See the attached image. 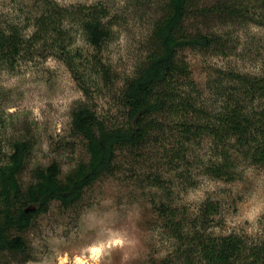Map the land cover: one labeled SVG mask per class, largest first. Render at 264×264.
Wrapping results in <instances>:
<instances>
[{"label": "rangeland", "instance_id": "1", "mask_svg": "<svg viewBox=\"0 0 264 264\" xmlns=\"http://www.w3.org/2000/svg\"><path fill=\"white\" fill-rule=\"evenodd\" d=\"M49 3L106 7L103 21L111 32L100 58L107 71L91 72L88 60L95 50L78 34L75 43L82 55L76 63L84 84L65 56L43 43L12 69L0 62V166L15 143L25 145L18 174L22 191L41 170L54 169L63 184L88 162L86 142L74 126L76 102L87 103L110 123L123 117L124 82L155 49L157 22L167 9L166 0H0V25H17L27 37ZM189 9L181 31L210 38L211 45L179 54L200 99L211 108L225 87L238 86L237 77L264 76V0H197ZM153 151L141 157L121 153L116 165L98 175L73 204L49 200L30 215L28 228L15 232L21 242L1 252L0 264H184L181 245L154 205L166 200L188 226L200 204L210 199L219 207L207 233H233L247 242L264 238V165L239 159L235 180L209 176L203 169L213 157L203 137L188 147L178 178L180 170L170 169ZM153 175L163 188L151 185Z\"/></svg>", "mask_w": 264, "mask_h": 264}, {"label": "trees", "instance_id": "2", "mask_svg": "<svg viewBox=\"0 0 264 264\" xmlns=\"http://www.w3.org/2000/svg\"><path fill=\"white\" fill-rule=\"evenodd\" d=\"M166 2L167 9L157 22L155 49L124 82L119 99L123 117L110 123L87 103L76 102L74 126L86 142V164H79L63 184L57 181L54 169L41 170L37 180L22 191L18 174L25 145L14 144L8 161L0 166V254L21 242L15 232L29 227L32 213L41 211L51 199L64 206L78 201L83 190L115 166L123 152L141 157L156 149L163 162L176 171L186 165L188 147L207 137L213 158L203 171L209 176L235 180L239 159L264 165V76L237 77L238 86L225 87L210 108L200 99L189 65L179 54L184 48L211 45L210 38L181 31L183 19L197 0ZM107 16L106 7L98 3L72 7L49 3L35 17L34 29L27 37L17 25H0V62L12 69L19 60L30 59L37 43H43L64 55L84 84L76 63L82 54L75 35L95 50L88 60L91 72L106 73L100 52L111 32L103 21ZM89 88L86 83L85 92ZM182 176V170L176 173V177ZM151 185L163 188L156 175ZM26 202L36 208L25 212ZM154 205H158L166 230L181 245L184 264H264V238L247 242L233 233L215 236L206 232L218 213L216 202L204 200L188 226L185 217L178 218L167 207L171 205L167 200Z\"/></svg>", "mask_w": 264, "mask_h": 264}, {"label": "water", "instance_id": "3", "mask_svg": "<svg viewBox=\"0 0 264 264\" xmlns=\"http://www.w3.org/2000/svg\"><path fill=\"white\" fill-rule=\"evenodd\" d=\"M35 208H36V206H35L34 204H30V205H28V206L24 209V211H25V212L32 211V210H34Z\"/></svg>", "mask_w": 264, "mask_h": 264}, {"label": "bare ground", "instance_id": "4", "mask_svg": "<svg viewBox=\"0 0 264 264\" xmlns=\"http://www.w3.org/2000/svg\"><path fill=\"white\" fill-rule=\"evenodd\" d=\"M94 251V250H93ZM77 260L81 263L82 262V259H80V258H77Z\"/></svg>", "mask_w": 264, "mask_h": 264}]
</instances>
